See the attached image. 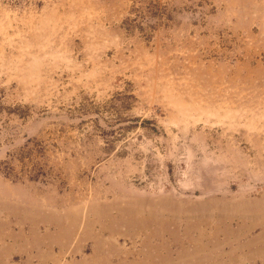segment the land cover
Segmentation results:
<instances>
[{
    "label": "rangeland",
    "instance_id": "374dc122",
    "mask_svg": "<svg viewBox=\"0 0 264 264\" xmlns=\"http://www.w3.org/2000/svg\"><path fill=\"white\" fill-rule=\"evenodd\" d=\"M0 264H264V0H0Z\"/></svg>",
    "mask_w": 264,
    "mask_h": 264
}]
</instances>
